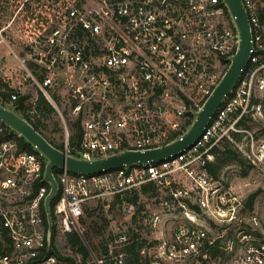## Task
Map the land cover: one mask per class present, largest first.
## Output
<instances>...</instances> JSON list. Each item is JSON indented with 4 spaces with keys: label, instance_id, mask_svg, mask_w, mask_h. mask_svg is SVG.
Segmentation results:
<instances>
[{
    "label": "built area",
    "instance_id": "obj_1",
    "mask_svg": "<svg viewBox=\"0 0 264 264\" xmlns=\"http://www.w3.org/2000/svg\"><path fill=\"white\" fill-rule=\"evenodd\" d=\"M57 1L53 14L29 26L24 54L13 52L21 81L8 92L12 106L27 96L24 111L45 121L38 96L25 92L33 85L62 121V150L76 156L146 151L182 138L240 40L223 0ZM242 1L253 49L201 136L160 160L54 173L53 230L77 231L86 256L77 248L78 257L62 254L56 237L60 255L51 252L46 159L7 138L0 121V264H264L259 215L246 211L224 175L209 170L226 136L264 117V0ZM7 78L0 77V94ZM74 121L81 135L72 144ZM259 151L254 157L264 160V142ZM142 196L152 201L142 204ZM99 200L114 201L124 214H109L107 204L100 255L79 223L87 204Z\"/></svg>",
    "mask_w": 264,
    "mask_h": 264
},
{
    "label": "rangeland",
    "instance_id": "obj_2",
    "mask_svg": "<svg viewBox=\"0 0 264 264\" xmlns=\"http://www.w3.org/2000/svg\"><path fill=\"white\" fill-rule=\"evenodd\" d=\"M57 5V0H0V30H2L0 40L2 37L6 40V42L0 41V53L11 54V47L21 52L28 39L29 26L32 23L36 26L41 23L44 16L53 14V9ZM5 61L4 59L0 60V67H3L2 64ZM7 68H0V72ZM25 92L33 97L39 95V91L28 83H26ZM5 103L12 106L9 99ZM65 115L67 119L68 115ZM44 122L47 127L43 126V132L52 141L61 143L63 140L62 121L58 114L52 112ZM242 126L245 128L243 132H237L235 135L233 133L221 141V144L216 148V160L226 161L219 171L220 175H224L229 187L242 194L246 211L256 212L259 215L261 227L264 230V160L256 159L253 155V152H260L259 147L264 142V117L257 120L246 119L242 122ZM252 194H255V197L250 207L246 202ZM141 199L142 204L152 201L149 196H142ZM108 203L111 204L109 214L124 220L122 207H118L114 201H90L82 217L83 221L79 219V223L85 231H91V227L96 228L105 224ZM68 235V233L59 230L56 234V245L62 254L78 257L80 253L68 241ZM92 243L95 252L100 255L101 248L106 246V234L94 235Z\"/></svg>",
    "mask_w": 264,
    "mask_h": 264
},
{
    "label": "water",
    "instance_id": "obj_3",
    "mask_svg": "<svg viewBox=\"0 0 264 264\" xmlns=\"http://www.w3.org/2000/svg\"><path fill=\"white\" fill-rule=\"evenodd\" d=\"M223 2L238 32L240 39L238 48L235 54L230 57V64L213 92L203 105L195 111V118L182 138L166 144L163 147L146 151L125 150L107 157L95 158L85 157L82 153L79 156L67 154L65 150L53 145L30 121L16 110L15 106H8L0 102V121L7 125L11 131L23 137L46 159L43 181L47 182L50 186L49 193L45 199L49 240L53 232L51 205L60 190L59 182L54 174L55 167H66L73 173L92 174L104 169L116 168L124 164L130 165L136 162L145 163L152 159L160 160L172 153H177L201 136L204 128L223 100L233 92L242 69L249 61L253 49L252 26L243 1L223 0Z\"/></svg>",
    "mask_w": 264,
    "mask_h": 264
},
{
    "label": "trees",
    "instance_id": "obj_4",
    "mask_svg": "<svg viewBox=\"0 0 264 264\" xmlns=\"http://www.w3.org/2000/svg\"><path fill=\"white\" fill-rule=\"evenodd\" d=\"M5 86V90L0 94V96L2 97L3 101L2 103H5L9 97L10 94L8 92L9 90V86H7L6 84H4ZM27 99V96L23 95L21 96L18 100H16L15 102H13V105L16 106V109L18 110V112L20 114H22L28 121H30L33 126L40 132L42 133L53 145H55L56 147L62 149V145L60 143H56L55 141H52L51 139H49V137L43 132L42 128L43 126L47 127V125L45 124L44 120L42 119H37V120H32L31 117L24 111V102ZM38 107L41 110V113L43 115L44 119H48V117H50V114L52 112H54V108L53 106L45 99V97L40 93L38 95ZM72 127H73V134L71 136V143L75 144V142L78 140V138L81 135V128H80V124L77 121H74L71 123ZM6 126V125H4ZM5 136L7 138L12 137L14 139L17 140L20 148L22 150H28V151H36L34 149V147L28 143L23 137H21L18 133L11 131L9 127H5ZM237 133H234V135ZM226 161H220L219 159L216 160V162L212 165L209 166V170L210 172L215 176L218 177L220 176V170L222 169L221 167L225 164ZM45 166V164H44ZM59 171L58 167L54 168V173L57 174V172ZM255 197V194H252L249 198V200L246 202V204L248 206H252V201L253 198ZM59 198V195L53 200L52 202V214L54 217V208H55V204L57 202ZM84 218H81L80 220L83 221ZM106 223V222H105ZM105 224L103 226H99L96 228H92L91 227V231H85L84 230V236L86 238V240L88 241V243L90 244V246L94 249V245L92 243V239L94 237V235H99V234H103V229L105 228ZM56 233L57 230L56 228H54L53 230V236H52V249L51 252H54L56 254H59V251L56 247V245H54L55 243V237H56ZM68 241L71 243V245L73 247H76L79 251L83 252L85 254V256L88 254L87 252V248L83 242L82 237L79 235V233L77 231H72L70 233H68ZM107 247H103V250L106 251Z\"/></svg>",
    "mask_w": 264,
    "mask_h": 264
},
{
    "label": "crops",
    "instance_id": "obj_5",
    "mask_svg": "<svg viewBox=\"0 0 264 264\" xmlns=\"http://www.w3.org/2000/svg\"><path fill=\"white\" fill-rule=\"evenodd\" d=\"M5 42H6V40H5ZM19 49H21V48H19ZM23 49L24 48H22L21 52H18L17 50H14L11 47V50H12L11 54L8 52L0 53L1 54L0 60L1 59L6 60L5 63L2 64L3 67H0V68L3 69L5 67H8L7 69L0 72V77H7L8 76V78H7L8 81H6V83H7L6 85L9 87L14 86V85L20 83V81H21V73H20L21 70H20V67L18 64V60H17V58L13 52H16L17 54H24Z\"/></svg>",
    "mask_w": 264,
    "mask_h": 264
}]
</instances>
